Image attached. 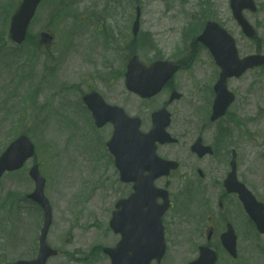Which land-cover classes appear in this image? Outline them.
<instances>
[{
    "label": "rangeland",
    "instance_id": "374dc122",
    "mask_svg": "<svg viewBox=\"0 0 264 264\" xmlns=\"http://www.w3.org/2000/svg\"><path fill=\"white\" fill-rule=\"evenodd\" d=\"M18 1L0 0V151L22 132L33 136L39 149L37 161L47 181L54 183L50 197L53 208L50 244L59 248L61 253L77 247L86 248L100 243L106 236L107 212L113 200L125 194V186L115 182L114 168L109 163L111 158L105 149L110 129L96 132L91 123L88 128L83 110L78 108L84 120L80 117L75 119V112L69 110V105L78 102L79 93L92 87L98 88L109 103L122 106L129 114H136L143 119L162 104L164 96L139 100L126 92L122 80H118L120 70L113 68L115 56L110 48H114L116 53L117 44L119 51H122L123 40L125 54L121 61L124 58V62L133 53L143 62L150 63L168 56L169 59L179 60L190 48L196 50L198 55L202 52L198 58L186 62L196 60L195 69L201 68L198 72L192 70L194 81L211 83V71L209 67L207 70L204 61L207 59L206 53L180 37L181 28L187 20L184 16L195 9L190 2H185L182 7L184 16H181L176 0H47L31 24L29 36L32 38V47L21 46L15 50L16 47L8 42L6 35L10 15ZM60 2V15L53 21ZM136 6L141 8V26L138 42L133 45L130 30ZM216 10L221 13L222 20L227 21V16L230 17L224 0L217 3ZM107 14L111 18L105 20L103 17ZM92 15L95 16L96 28L89 20ZM50 25L51 30L47 31L44 27ZM88 25L92 28H88ZM42 31L49 33L53 42L41 39ZM235 32L238 40H242L243 52L248 54V45L236 26ZM106 33L115 36L113 45L110 41L113 36L103 38ZM86 37H90L87 42ZM54 40L58 41L57 45ZM101 43L102 48L109 47L108 51L106 48L101 50ZM101 65L106 66V69L102 70ZM108 72L112 74L106 79ZM183 76L186 78V74ZM40 81L42 84L37 90ZM253 84L239 93V102L235 109L232 108L233 112L241 110L250 113L249 119L237 127L238 132L248 131L247 134H236L237 166L239 178L264 200V123L259 124L261 116H264V92L260 80L255 88ZM72 85L74 87H70ZM13 87L16 88L11 90ZM64 87L70 88L62 91ZM208 87L206 84L200 85L202 89ZM178 89L186 95L184 100L173 106L176 119L173 133L179 135L184 131L182 122L187 111H190L188 105L194 108L196 104L188 100L189 94L193 93L189 82L181 83ZM20 93L21 100L28 94H34L37 103L48 108L43 113H38L36 107L28 110L29 103L22 107L16 104L11 108L10 102L19 99L14 97ZM195 115L198 113L195 112ZM252 130L256 132L251 133ZM81 144L83 150L90 149L88 154L79 150ZM53 167H57L59 177L52 173ZM180 186L181 183H174L173 190L179 193ZM215 188L214 185L212 192ZM31 191L32 184L25 171L6 175L0 181V264L29 259L36 254L42 217L40 211L23 202L25 195ZM64 234L74 236L75 241L71 246L62 247V242L69 237ZM255 237L249 250L247 247L244 249L242 261L237 264H264V237ZM64 261L62 256L52 259L50 264ZM230 264L233 263L230 261Z\"/></svg>",
    "mask_w": 264,
    "mask_h": 264
},
{
    "label": "flooded vegetation",
    "instance_id": "af4514ba",
    "mask_svg": "<svg viewBox=\"0 0 264 264\" xmlns=\"http://www.w3.org/2000/svg\"><path fill=\"white\" fill-rule=\"evenodd\" d=\"M254 1L260 7H264V0ZM176 2L178 5L184 6L185 2L190 1L176 0ZM191 3L197 8H202L201 4L205 3L206 6L204 5L203 7L212 8L214 13L218 0H193ZM215 16L219 19L221 18L219 13H216ZM197 17L205 19L209 18L210 15ZM186 18L190 22V16ZM259 40L261 41L260 38ZM260 41L256 43H260ZM192 59L195 58L193 57ZM186 61L187 59L185 58L174 61L178 68V75L166 86L165 95H169L167 98H171V93L181 83L186 84V82H189L192 91L200 89L203 81H194L191 76V73L194 72L192 70L195 69L194 62L196 60H192L189 63ZM195 70L198 72L201 68L197 67ZM183 74H186V78H184ZM218 75L219 73L215 71V76L218 77ZM204 90L208 94V90ZM189 98L200 100V97L194 94H189ZM211 100L212 98H203V104L197 108L200 112L199 115H195L194 112L187 115L185 127H183L184 131L177 137L178 143L159 146L157 149L158 154L162 158L176 161L179 164L175 172L171 173L168 178L159 179L158 182L175 183L177 181L188 184L185 185V188L192 192L189 195L177 196L180 211L177 210L175 213H169L170 211H168L162 217L165 240L168 245L173 244L174 248L179 251L182 257V259H177L180 260L179 262L187 259L185 264H189L198 258L201 247H207L214 251L217 256L216 264H219L220 253L222 252L225 257L227 256L222 249L220 236L228 224H231L235 232L237 258L242 256V248L248 247L252 241V225L245 215L237 196L235 194H220L215 198L208 191L206 192L207 186L201 184V182H218L221 178L227 176L230 159L235 151L234 145L236 143V137L233 136L236 126V115L229 116V119L224 118L214 123L210 122L211 105L209 102ZM166 105H172V102L164 101L162 106ZM198 140L201 141L202 145L208 146L211 149V153L200 156V153L194 152L192 149ZM174 147L180 148L173 150L172 148ZM147 174V172L144 173L141 178L146 177ZM114 177L117 179L118 175L115 174ZM160 202L158 200V203ZM215 202L217 207H214ZM146 217L151 219L149 215ZM108 224L109 221L107 219ZM182 235L186 236L187 239L183 240ZM237 258L233 261H236ZM98 263L110 264V260L108 256L102 255L99 257Z\"/></svg>",
    "mask_w": 264,
    "mask_h": 264
},
{
    "label": "water",
    "instance_id": "95a60500",
    "mask_svg": "<svg viewBox=\"0 0 264 264\" xmlns=\"http://www.w3.org/2000/svg\"><path fill=\"white\" fill-rule=\"evenodd\" d=\"M39 0H23V3L21 4V7L18 11V13L12 18V23H11V29H10V37L11 39L16 42V43H21L24 39V34H25V29L26 26L34 12V9L37 5ZM244 32L247 34V28L244 25H241ZM136 30V29H135ZM217 37L220 39L219 43L216 41ZM201 41L205 42L206 45L210 48L212 54L218 58L220 63L223 66V71L227 73L228 70V64H229V59H236L237 54L236 51L234 50L233 47V42L229 41L230 39L227 37L225 33H222L221 31H217V28L213 24H209L207 27L206 31L200 38ZM228 57V60L225 58ZM237 61V60H236ZM238 62V61H237ZM261 62L260 59L258 58H248L245 59L242 62H238L240 66L246 68V67H252L255 65H259ZM163 69L162 64H156L154 66H151L149 68H144V67H138V75L135 78V83H136V89L133 88L132 84H127V87H131V89H134L135 91L140 93L141 96H151L155 95L156 92L159 91L161 84L163 83L164 80H167V78L170 77L172 74V69H166L164 70L163 76L157 77L155 74ZM132 78V75L129 76ZM220 98H227L222 95ZM102 104V103H101ZM121 110L117 109H111L108 107H99L97 111L95 112V120L96 124L99 125V123L102 122L103 118L105 116L107 117V120L113 119L115 121V118L118 120H121L123 118V115L121 113ZM115 117V118H114ZM129 124L131 126L132 122L129 121L125 123V128L126 130L129 128ZM122 131V136L118 135ZM125 130H121L120 126H116L115 132L113 135L112 141L108 144V146H112L114 142H118V144H123L124 142L128 143V139H130V143H138L141 148H144L146 145L150 144L152 140L149 139H142L136 136V131L133 132L135 136H131L129 134H124ZM139 136V135H137ZM142 137V136H140ZM160 139V138H156ZM155 139V140H156ZM154 142V140H153ZM111 149H116V148H111ZM27 150V145L24 140H20L17 143V147H15L12 151L11 149L8 150V152L0 159V175L1 173L10 167L11 162H19L24 153H26ZM154 150V148H153ZM117 151L124 153L126 151V145H123L122 148H117ZM49 217H47L46 224H45V230L48 227L49 224ZM257 223L262 224V219L260 218L259 220H256ZM44 230V231H45ZM54 254V252H48L43 245H41V250H40V255L38 259L34 262L31 263H24V262H17L15 264H44L46 258L49 255Z\"/></svg>",
    "mask_w": 264,
    "mask_h": 264
},
{
    "label": "bare ground",
    "instance_id": "6f19581e",
    "mask_svg": "<svg viewBox=\"0 0 264 264\" xmlns=\"http://www.w3.org/2000/svg\"><path fill=\"white\" fill-rule=\"evenodd\" d=\"M16 104H17V102H15V101L12 102V103H11V107H14Z\"/></svg>",
    "mask_w": 264,
    "mask_h": 264
}]
</instances>
